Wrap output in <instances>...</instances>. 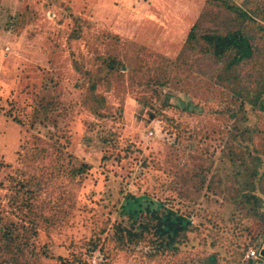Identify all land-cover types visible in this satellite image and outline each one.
I'll return each instance as SVG.
<instances>
[{
	"label": "rangeland",
	"instance_id": "374dc122",
	"mask_svg": "<svg viewBox=\"0 0 264 264\" xmlns=\"http://www.w3.org/2000/svg\"><path fill=\"white\" fill-rule=\"evenodd\" d=\"M208 1L0 0V215L10 235L0 231V264H64L59 258L75 255L74 264H225L241 235L261 234L240 199L253 183L264 214V0H226L255 22L245 19L252 58L237 67L226 60L210 78L197 67L216 65L194 64L205 61L186 51L188 34L200 20L205 34L234 16ZM108 58L122 67L109 71ZM179 100H191V112L162 109ZM254 156L263 160L257 169ZM68 162L89 169L35 185L36 217L20 208L11 178L35 180L50 164L67 173ZM126 194L190 220L177 256L148 243L117 248L112 226L126 220ZM62 210L67 218L54 223Z\"/></svg>",
	"mask_w": 264,
	"mask_h": 264
},
{
	"label": "trees",
	"instance_id": "16d2710c",
	"mask_svg": "<svg viewBox=\"0 0 264 264\" xmlns=\"http://www.w3.org/2000/svg\"><path fill=\"white\" fill-rule=\"evenodd\" d=\"M216 0H209L208 3L213 5L215 4ZM221 8H223L226 12H229V14H232L234 17H236L238 20H234V17L231 18V24L228 26H223L222 22H219L216 24V27L212 30H210L208 33L203 34L202 27L204 25V21L200 20L201 22L196 23L191 29L188 34L185 49L189 53H195L202 56L201 60L199 61H205L199 63L197 60L193 61L194 64H215L216 70L212 71L209 67H197L198 71H206L207 78L212 77V73H216L219 70H217V66L221 65L222 62H225V66H235L242 63H246L247 60L252 58V48L250 46V43L254 41L255 35L252 33V27L248 25V23H245V19H248V22L251 24L255 22H252L250 20L251 16L248 14L245 10L240 8L239 6H236L235 4L229 3L226 0H221L220 5ZM254 17H258V14L256 11L251 12ZM255 19V18H253ZM238 25L237 29H231L232 25ZM247 28H249V32H247ZM260 45V42L258 43ZM264 50V49H263ZM184 54V52L182 51ZM254 54V53H253ZM186 59L189 57V55H182V59ZM262 65H264V55L262 56ZM182 61V60H180ZM106 67L109 69V71L112 72V70L116 69L117 67H122V63L116 61L113 58H108L105 60ZM185 62V60H184ZM193 65L192 63L190 64ZM261 67V63L259 61L258 64ZM217 76V74H216ZM236 82V80L234 81ZM162 87L164 90H166L167 83L163 82ZM193 102L191 100H179L176 103H168L164 101L163 108H167L168 106H171L173 108H180L182 111H188L189 107L191 106ZM254 106V104H252ZM167 106V107H165ZM255 107V106H254ZM258 110L264 112V101L261 103L259 102L257 104ZM164 120H167V118L161 114L160 116ZM176 127V125H174ZM57 141H54V144L50 147L54 150L55 154L58 155L60 164H64L63 159V147H60L59 145H56ZM56 147H55V146ZM46 145H42L40 148V151L38 152V158H41L44 156V154L47 152ZM248 158L250 157L249 152H247L246 155ZM254 163V168L257 169V165L261 164V159L259 157H253L251 159ZM71 162H68V166H70ZM56 165V164H55ZM80 165V164H79ZM49 167H51V170L49 171H43L44 167L40 165L37 172L38 177L36 178L32 174L31 176L35 180H31L27 177H24L22 179L11 178V185H13V190L19 194H23V198L19 202L20 208L22 209V206L30 212V215L37 216L34 207L32 206L31 200L34 198L33 191L35 190V185H46L49 182L53 180V178L61 179V175H64L70 179L76 178L78 175L84 173L86 170L89 169V166L86 164H81L80 167L72 168L67 167V173H65V165L56 167L55 169L58 170V172L54 171L53 164H50ZM60 169V170H59ZM63 169V170H62ZM60 171V172H59ZM256 170L254 169L252 171L253 177L256 175ZM14 183V184H13ZM34 189V190H33ZM249 191H246L241 196V201L243 203V208L248 207L246 210V213L244 214L245 217H250V212H252V215L257 216L259 218L260 222V229L261 234L259 236H255L253 239L244 240L241 235V242H236L235 244H231L234 247H230L229 250H227V256H226V262L225 264H253V262L250 260L249 262H243V255L244 252L250 247H254L256 245V242L260 238V236L264 237V214L260 211L261 205H260V197L256 194H253L255 188L253 183L249 185ZM13 197V196H12ZM16 200H12V202H15ZM124 201V202H123ZM121 203V214L126 216V220L119 223L114 224L112 226L113 228V236L111 240L114 238L116 246L119 250L125 249L129 245L138 246L144 243L151 244V249L155 250L154 253L156 254H172L174 257L178 255L179 248L184 240L187 237V234L190 233L193 229L192 223L190 220L185 217L184 215L174 211L173 209L166 207L163 205V203L153 201L149 199V197L143 195V196H134L132 194H126L124 196V200ZM260 211V212H259ZM64 212L62 210V213L60 214V218L55 220L54 223L63 220L67 217L65 215L63 216ZM57 215V212L53 210L52 216L54 217ZM45 221L50 226L51 218H45ZM5 223L3 222L2 216L0 215V231H4ZM30 228V227H29ZM28 228V229H29ZM7 229V228H6ZM27 229V230H28ZM244 232V231H243ZM4 236L10 241V235L9 231H4ZM25 242L28 241V236L23 235ZM116 237V238H115ZM7 240L5 241L4 246L7 249L11 248L8 245ZM15 242V241H14ZM90 247L88 249V252L94 251L96 247L99 244V239L96 238L94 240H90L89 242ZM16 245V244H15ZM14 245V247H15ZM101 249V248H100ZM12 251V250H11ZM214 258H218L217 255H214ZM78 257L75 255L73 260H67L65 258H59L60 261H63L64 264H74L72 263L74 260H77ZM213 260V258H210ZM14 260V259H13ZM80 264H86L84 260H79ZM7 264V263H3ZM216 264V263H215Z\"/></svg>",
	"mask_w": 264,
	"mask_h": 264
},
{
	"label": "crops",
	"instance_id": "0c3cea01",
	"mask_svg": "<svg viewBox=\"0 0 264 264\" xmlns=\"http://www.w3.org/2000/svg\"><path fill=\"white\" fill-rule=\"evenodd\" d=\"M262 160V159H261ZM263 161V160H262ZM264 247V237L261 236L258 241L256 242V245H254V247H249V248H254V249H262ZM248 250V249H247ZM246 252V251H245ZM244 252V254H245ZM252 261L253 264H263V260L261 258H257V259H248V260H245L244 259V255H243V262H249V261Z\"/></svg>",
	"mask_w": 264,
	"mask_h": 264
},
{
	"label": "built area",
	"instance_id": "2783aa9c",
	"mask_svg": "<svg viewBox=\"0 0 264 264\" xmlns=\"http://www.w3.org/2000/svg\"><path fill=\"white\" fill-rule=\"evenodd\" d=\"M261 249H254V248H248V250H246L245 254H244V259L248 260V259H257L260 258L259 252Z\"/></svg>",
	"mask_w": 264,
	"mask_h": 264
},
{
	"label": "water",
	"instance_id": "95a60500",
	"mask_svg": "<svg viewBox=\"0 0 264 264\" xmlns=\"http://www.w3.org/2000/svg\"><path fill=\"white\" fill-rule=\"evenodd\" d=\"M259 255L260 258L263 260V264H264V247L260 250Z\"/></svg>",
	"mask_w": 264,
	"mask_h": 264
}]
</instances>
